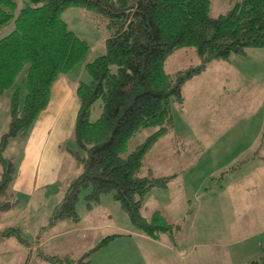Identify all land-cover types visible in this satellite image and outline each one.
<instances>
[{
  "label": "rangeland",
  "instance_id": "374dc122",
  "mask_svg": "<svg viewBox=\"0 0 264 264\" xmlns=\"http://www.w3.org/2000/svg\"><path fill=\"white\" fill-rule=\"evenodd\" d=\"M15 1L18 7L28 2ZM209 1V14L216 17L226 14L238 0ZM61 18L68 29L87 42V61L105 51L109 29L100 14L69 7L62 11ZM12 28V22L0 28V38ZM200 64L192 47L178 48L169 54L164 69L175 75ZM64 76L70 86L64 87L43 110L50 111L49 120H53L48 124V152L44 157L47 161L57 157L58 171L50 173L47 163L44 173L45 177L50 173V178L34 174L31 187L23 189L17 188V172L8 186L2 199L17 204L0 211V232L16 229L23 242L16 236L0 237V264H53L48 257L77 260L88 251L90 261L85 264H248L257 258L255 249L264 246V231L255 234L259 230V213L249 228L236 235L237 239L253 238L229 246L222 235V228L232 229L234 224L255 216V210L245 206L251 204L255 194L234 193L231 198L236 199L235 206L227 214L219 206L224 197L219 196V190L229 184L235 190L247 183L251 185L246 187L257 189L255 193L264 189V47H249L243 54L212 60L184 86L187 80L181 88L182 104L173 106L171 127L154 140L143 156L139 175L167 177L168 182L144 196L141 215L148 217L161 210L167 221L180 224L177 236L184 243L179 250H173L176 246L167 234H160L159 240L142 236L112 194L101 196L88 209L84 196L90 188L79 193L75 203L77 219L54 218L70 183L81 171V164L72 155L76 149L73 128L79 100L71 86L79 79L89 80L81 64ZM211 79L214 80L208 84ZM11 92L7 89L0 96V146L8 130ZM20 94L22 99L25 90ZM207 105L209 111H205ZM100 111L98 100L90 119L96 120ZM155 129L144 128L135 134L127 143L128 150L143 143ZM28 139V132L9 137L2 150V155L12 158L18 168ZM53 176L56 177L51 181ZM108 235L112 238L97 247ZM194 241L199 247L188 253ZM247 247L248 251H243ZM228 251L225 260H217L216 255L213 258L215 253L223 255Z\"/></svg>",
  "mask_w": 264,
  "mask_h": 264
},
{
  "label": "trees",
  "instance_id": "16d2710c",
  "mask_svg": "<svg viewBox=\"0 0 264 264\" xmlns=\"http://www.w3.org/2000/svg\"><path fill=\"white\" fill-rule=\"evenodd\" d=\"M69 7L97 12L109 29L105 51L87 61V42L68 29L61 13ZM209 0H0V28L11 22V32L0 38V96L12 89L8 130L0 146V211L17 201L3 200L18 167L2 150L9 137L27 134L51 96L54 82L76 65L89 80H78L79 106L73 128L72 155L81 171L70 183L54 218L77 219L75 203L84 188L86 207L112 194L145 235L158 238L177 228L160 213L141 215L144 196L153 187L166 186L167 177L140 176L143 156L154 140L171 127L174 104L181 105V88L215 59L243 54L249 47H264V0H238L226 13L212 17ZM192 47L201 64L175 75L164 69L172 51ZM25 90L21 99V91ZM101 111L91 120V109ZM169 125V126H168ZM156 128L143 143L128 150L127 143L144 128ZM12 194V193H11ZM16 229L0 237L16 236ZM106 236L97 245L107 242ZM83 258L48 257L53 264H85ZM248 264H264L261 255Z\"/></svg>",
  "mask_w": 264,
  "mask_h": 264
},
{
  "label": "crops",
  "instance_id": "0c3cea01",
  "mask_svg": "<svg viewBox=\"0 0 264 264\" xmlns=\"http://www.w3.org/2000/svg\"><path fill=\"white\" fill-rule=\"evenodd\" d=\"M64 77H65L64 75H61L54 82V84L51 88L52 90H51L50 101L48 103L49 105L52 103L54 97H56V98L58 97L59 92H61L64 89V87H66L68 89V87L70 86L69 85L70 81L64 79ZM189 80L190 79H188V81L184 84V86H188L187 84H188ZM213 80L214 79H211L208 82V84L212 83ZM77 85H78V83H74V82L72 83L71 87H72L73 92L77 88ZM200 95L202 96V94H200ZM209 105L206 106L205 111H209ZM49 112L50 111L40 112V114L37 116V118L35 119V121L31 125L30 129L28 130L29 139L27 140L26 145H25V149L23 150L24 155L22 156L21 161H20V165L18 168L19 171L17 170V172H18V175L16 178V179H18L17 180V188L22 187V189H23L24 187H26V188L31 187L34 174L37 175L38 173H40V175L42 176L43 179H49L50 173L52 170L54 172L58 171L59 160L57 159V157L55 159L52 157V160H49V161H47L46 158L44 157V155H46V153L48 152V143L45 139L47 134L50 131L51 125H48V124H51V122L53 121L51 119L49 120V118H50ZM58 145H59V141L57 140L56 147ZM47 163H49L50 173L45 177L44 166ZM55 177L56 176H53L51 181H53L55 179ZM51 181H49V182H51ZM250 185H251L250 183L246 184V186H250ZM230 186H231V184H229L227 186V188H221L219 190V196L221 197V194H222V196H224L222 199V202L219 201V206H220L221 210L223 212H226L227 214H230L232 212V208L235 206L236 199L231 198V197L235 196L234 193H236V192L237 193H244V196H253L255 194L254 196L256 198L253 197L251 199L250 205H248V206L245 205L247 208L255 210V212H254L255 216L254 217L250 218L246 222H243L242 224H239V225L234 224L232 229L222 228V235L225 238L224 243L228 244L229 246L233 245V244L240 243L243 240L253 238V236H239V238L237 239L236 235L238 233H241L242 231H245L247 228H249V226L255 222V219L257 218L258 213H259V215H258L259 230L257 232H255V234H259L262 231H264V189H260V191H258L259 193L258 192L255 193L257 190L256 188H248L245 186L243 188H238V189L236 188L235 190H231L229 188ZM17 188H15V189H17ZM233 200H234V202H233ZM216 201L218 203L217 199H216ZM157 212L160 213L163 216V218L165 219L164 212L161 210H155L152 213H157ZM144 217H146V216H144ZM148 217H150V216H148ZM166 222L177 227L174 230V232H172V234H167V233H164V234H167L169 237L170 243L172 245L176 246L173 250H179L180 247L182 246V244L184 243V240L177 236V233L180 231L181 226H180V224L171 223L167 220H166ZM255 224H257V223H255ZM142 236H144L146 238H151L154 240H159L161 238L160 236L158 238H152V237H149L145 234H143ZM197 247H199V246L194 241L193 244L191 245L188 253H190L191 251H195ZM263 248H264V246H261L260 249H257V250L255 249V253H258L257 258L261 255ZM248 249H249V247L243 249V251L247 252ZM229 254H230L229 251L223 255H220L219 253H215V254H213V258H214V255H216L217 260H220V259L225 260V258L227 256H229ZM251 260H249V262ZM217 264H220V263H217Z\"/></svg>",
  "mask_w": 264,
  "mask_h": 264
}]
</instances>
